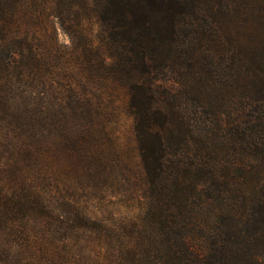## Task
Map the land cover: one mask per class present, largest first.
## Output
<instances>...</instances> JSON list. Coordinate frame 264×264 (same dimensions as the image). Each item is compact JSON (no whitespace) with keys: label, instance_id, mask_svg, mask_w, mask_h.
<instances>
[{"label":"trees","instance_id":"trees-1","mask_svg":"<svg viewBox=\"0 0 264 264\" xmlns=\"http://www.w3.org/2000/svg\"><path fill=\"white\" fill-rule=\"evenodd\" d=\"M110 187L112 264H264V0H0V263Z\"/></svg>","mask_w":264,"mask_h":264},{"label":"rangeland","instance_id":"rangeland-1","mask_svg":"<svg viewBox=\"0 0 264 264\" xmlns=\"http://www.w3.org/2000/svg\"><path fill=\"white\" fill-rule=\"evenodd\" d=\"M85 27L96 39L95 44H97L98 21L92 17L85 21ZM58 36L60 43L69 44V37L62 30H59ZM113 124L116 125L121 147L129 148L133 141L130 131L131 121L126 112H123L120 120ZM127 159L129 161V158ZM117 190L110 187L106 193L100 194L78 191L74 199L80 207L84 209L88 207L93 211L94 216L102 218L107 227L83 223L78 230L70 231L64 223H59L57 214L63 215L59 204L55 212L50 215L46 226L38 222L33 223L25 234L26 238L16 240L12 249L13 255L26 261L25 264H112V259L107 254V245L112 240L111 235H108L109 230L115 229L121 222L127 223L139 212L138 207L134 206L135 197L129 194L121 195L122 190ZM74 206V214H76L78 206ZM18 230L23 232L22 227ZM97 232H100L101 236H98Z\"/></svg>","mask_w":264,"mask_h":264}]
</instances>
